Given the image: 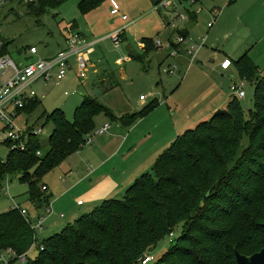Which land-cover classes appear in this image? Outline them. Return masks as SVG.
Listing matches in <instances>:
<instances>
[{
	"label": "rangeland",
	"instance_id": "374dc122",
	"mask_svg": "<svg viewBox=\"0 0 264 264\" xmlns=\"http://www.w3.org/2000/svg\"><path fill=\"white\" fill-rule=\"evenodd\" d=\"M111 1L104 0L96 9L83 13L79 8L81 0H68L40 19L19 2L8 3L0 10V36L8 42L9 53L15 60H18V51L27 47H36L43 59L57 55L72 36L69 30L74 26L72 33L83 34L86 44H93L94 47L85 79L79 78L73 60L75 69L62 81L53 77L33 85L40 106L32 114H24L17 124L23 127L25 120L29 119L32 125L43 126L44 133L39 136L43 153L49 149L53 124H46L41 116L56 109H62L67 119L72 121L75 109L86 97L96 99L110 114L120 119L139 113L153 102L159 104L127 129L114 124L107 113L99 114L91 134L93 142L85 143L82 150L42 177L41 183L49 187L47 196L56 215L65 216L57 229L59 233L79 219L81 212L88 210L99 196L104 195L105 188L112 187L117 182L115 178L127 168H132L137 159L142 162L145 158L142 166L145 171L138 177L146 173L153 175L157 159L178 137L213 116L202 120L200 111L212 101L228 104L234 94L233 85L245 81L246 97L240 100L241 108L245 112L254 110L255 83L241 78L234 63L240 56L249 52L250 59L258 68L259 78L264 77V0H200L195 3L171 0L173 5L168 11L156 9L157 5L167 0H113L119 5L118 16L111 15ZM215 9L220 13L216 14ZM193 12H197L198 20L191 22L194 27L189 28L188 41L205 42L197 54L194 69L188 72L189 60L180 55L174 56L167 43L177 29L187 26L183 22L176 23V27L169 25L178 18L170 17V14L187 16ZM124 16L127 21L122 19ZM216 18L218 21L223 18L222 26L216 25L211 29L209 24L214 25ZM120 30H126V40L116 44L114 35ZM145 38L153 39L154 44L162 41L164 45L151 52L146 71L141 63L131 60L128 55V47L143 55L145 51L142 52L141 46ZM225 59L233 62L229 72L220 69ZM170 70L174 73L171 74ZM103 77V83H100ZM203 85H215L218 90L201 101L207 89L202 90ZM142 96L146 100L144 103L140 100ZM173 113L176 114L173 116ZM107 126L106 135L99 138L97 132ZM123 143L126 144L123 153L116 154ZM9 151L0 142V162L6 161ZM127 186L114 198L122 199L127 194ZM27 192L28 186L21 181L20 175L1 181L0 214L18 207L28 210L33 218L39 213L45 216L43 208L36 210ZM79 201L84 203V207L77 205ZM47 225L46 220L44 229ZM46 230L45 235L53 233L49 228ZM180 231L177 229L146 256L151 257L149 264L157 262L168 252ZM40 234L38 239L43 241ZM38 254L39 250L34 246L27 256L33 261ZM21 258L26 259V256ZM12 259H15V254L11 251L0 264H9ZM13 264L24 262L18 260Z\"/></svg>",
	"mask_w": 264,
	"mask_h": 264
},
{
	"label": "trees",
	"instance_id": "16d2710c",
	"mask_svg": "<svg viewBox=\"0 0 264 264\" xmlns=\"http://www.w3.org/2000/svg\"><path fill=\"white\" fill-rule=\"evenodd\" d=\"M67 1L35 0L26 7L40 19ZM103 2L81 0L79 8L87 13ZM178 34L187 37L184 31ZM143 44L144 54L131 58L146 70L147 59L158 48L153 39L145 38ZM8 52L5 42L1 54ZM234 63L243 80L255 83L254 110L245 112L232 96L226 107L230 115L202 122L178 137L157 159L154 174L137 178L122 199L105 200L43 241L22 209L0 214V254H15L9 264L22 256L24 264H138L177 229L181 231L168 252L152 264H237L235 251L252 256L264 249V77L259 78L249 52ZM40 103L37 98L25 113L32 114ZM158 105L153 102L118 119L96 99L85 97L72 121L62 109L43 115L46 124H53L49 149L42 152L39 137L29 139L26 151L5 145L10 151L0 162V182L20 175L36 210H45L50 202L42 177L82 150L99 114L129 128ZM34 246L39 254L31 261L27 254Z\"/></svg>",
	"mask_w": 264,
	"mask_h": 264
},
{
	"label": "built area",
	"instance_id": "2783aa9c",
	"mask_svg": "<svg viewBox=\"0 0 264 264\" xmlns=\"http://www.w3.org/2000/svg\"><path fill=\"white\" fill-rule=\"evenodd\" d=\"M35 0H0V10L8 3L19 2L23 5L33 3ZM194 3V0H186ZM112 4V16L120 14L119 5L115 1H111ZM173 2L171 0L163 1L156 6V9L160 8L168 9L171 7ZM217 12V10L215 11ZM189 16L179 15L176 21H172L169 25L176 27V23L187 20ZM126 20V17H122ZM212 28L213 24H209ZM73 31V29L71 28ZM71 37L66 40L67 47L59 52L52 58H40L38 49L36 47H27L18 51V60H15L10 53L1 54L5 41L0 36V142L4 145H9L10 149L26 151L27 143L32 137H39L44 133L43 126L32 125L29 119L25 120L23 127L18 126L17 122L22 119L23 115L26 114L25 110L29 105L35 101L37 93L33 88V85L39 81H48L53 77L57 81L65 79L72 68V61H75L76 68L80 79H85L90 54L94 51L93 44H86V39L81 37L79 34L74 35L72 31ZM1 33V28H0ZM116 44L121 43L120 32L114 35ZM176 43L168 41L167 48L171 50L174 56L180 55L181 47L188 43L187 38L177 35ZM205 40L199 43H191L187 48L184 49L185 54L194 60L197 57L198 52L204 46ZM163 42L157 41L155 43L156 48H162ZM9 51V49H8ZM231 66V61L226 60L221 64L222 69L226 70ZM171 74L173 70L169 71ZM245 81L233 85L232 91L234 97L241 100L246 97L244 90ZM141 101L145 98L142 96ZM28 116V114H26ZM105 127L97 132V135H101L108 130ZM93 142L92 135H90L85 143L91 144ZM40 156L41 152H37ZM46 188L44 187L43 190ZM79 202L78 205H81ZM45 216L53 213L51 204L45 208ZM22 215L25 217L28 223H30L32 229L38 233L44 229V222L46 217L44 215L38 217L29 216L28 212L24 209L21 210ZM39 238V237H38ZM11 251H6L0 254V262L4 261V258L9 255ZM21 262H25V258L20 259ZM140 264H149L151 257H145L140 260Z\"/></svg>",
	"mask_w": 264,
	"mask_h": 264
},
{
	"label": "crops",
	"instance_id": "0c3cea01",
	"mask_svg": "<svg viewBox=\"0 0 264 264\" xmlns=\"http://www.w3.org/2000/svg\"><path fill=\"white\" fill-rule=\"evenodd\" d=\"M111 4V3H110ZM173 5V4H172ZM111 6H112V4H111ZM170 8V7H169ZM168 8V9H169ZM168 9H167V11H168ZM161 10V8L158 10V11H160ZM215 11H216V9H215ZM193 13H195V12H193ZM216 14L218 13H220V11L219 10H217V12H215ZM222 15V14H221ZM118 16V15H117ZM187 16H189L188 17V19L187 20H183V21H180V22H177V23H182V24H184V23H187V26H185V27H182L181 29H177L176 31H175V33H173L172 35H171V37H170V41H172V42H177L176 41V37H177V35H178V32H181V31H184L186 34H187V41L189 40V37H190V30H189V28H192V27H194L193 26V24L191 23V22H196L197 20H198V14H197V12L195 13V16L194 15H191V14H188ZM220 16V15H219ZM170 17H178V16H176V15H174V14H170ZM174 18V19H175ZM177 19V18H176ZM167 20H169L168 19V17H167ZM222 20H223V18H222ZM222 20H220V21H218V18H216L215 19V21H214V25H213V27L211 28V29H213L216 25H218V27H221L222 26ZM127 21V20H126ZM185 21V22H184ZM188 22H190V23H188ZM166 27H168V26H166ZM74 28H75V26H74ZM73 28V30H75ZM118 32H120V34H121V37H122V39H121V42L123 41V40H126V30H120V31H118ZM81 37H83V38H85L84 37V35L83 34H80V33H78ZM175 37V39H174V37ZM182 36V35H181ZM191 44V42H189L188 41V43H187V45H183L181 48H182V53L180 54V56H183L184 58L183 59H185L186 61H188L187 62V64L189 63V66H188V72H191L193 69H194V66H195V63H196V61H197V58H195L194 60H191L186 54H185V51H184V49H185V47H188L189 45ZM67 47V44L64 46V48H62V50H64L65 48ZM144 48H145V46H144V44H142V46H141V49H142V52L143 51H145L144 50ZM128 55H129V57H130V59L132 60V58H131V55L132 54H137L135 51H132V49H131V47H128ZM138 55V54H137ZM56 56V55H55ZM52 57H54V56H49V57H46V59L47 58H52ZM241 57V56H240ZM188 59V60H187ZM226 60H230V59H225L224 61H226ZM231 61V60H230ZM147 62V61H146ZM73 64V63H72ZM232 67H233V63L231 64V66H229V68L228 69H226V70H224V69H222V67H220V69H221V71L222 72H229L231 69H232ZM148 68V65H146V69ZM75 69V66H74V64L72 65V68L70 69V71L69 72H71L72 70H74ZM144 70V69H143ZM146 71V70H145ZM103 80H104V77L103 78H101L100 80H99V82L100 83H103ZM205 88H207L204 92H203V94H202V100L201 101H203V100H206V98L208 97V96H210V95H213V94H215L216 92H217V90H218V87L217 86H209V85H203V87H202V90H204ZM201 90V91H202ZM232 97V96H231ZM231 99V98H230ZM230 101V100H229ZM141 102H146V100H144V101H141ZM209 104H213V106H209ZM206 107H205V109H203L202 111H200V116H201V118L200 119H207V118H209L210 116H212L213 114H214V112L215 111H218V110H220V109H226V107H227V105L225 104V103H223V102H221V101H212L211 103H209ZM197 104H195V106H196ZM176 113H173V116L175 115ZM199 116V117H200ZM114 124H117V126H119V127H121L122 125L119 123V122H113ZM123 129H127V128H125L124 126L122 127ZM106 133L107 132H105V133H103V134H101V135H97V136H99V138L102 136H105L106 135ZM98 138V139H99ZM168 139H170L171 140V137H169ZM125 145L126 144H122L118 149H117V153L116 154H119L120 152H122V151H124V149H125ZM123 153V152H122ZM144 159L145 158H143L142 159V162H141V159H137V163L132 167V168H127L126 170H125V172H123L120 176H118V177H116L115 179H116V183H114V185L111 187H109V188H105V190H104V195H101V196H99V198L96 200V202H94V204L93 205H90V208H88V210H85L84 212H81V216H83L84 214H87V213H90V212H92L96 207H98V205H100L102 202H104L105 200H108V199H112V198H114V197H117L118 195H119V193H121L123 190H124V188H125V185H129V186H127L128 188L132 185V183H133V179H137L136 177H138V175H139V173H143L145 170L143 169L142 170V166L144 165L143 164V162H144ZM139 178V177H138ZM94 180V177H92V181ZM10 182V181H9ZM47 186V185H46ZM47 188H48V191H49V187L47 186ZM112 197V198H111ZM79 202H82V201H79ZM78 202V203H79ZM78 205V204H77ZM51 206H52V208H53V213L51 214V215H48L47 216V218H46V220H47V223H48V225H47V227H46V229H48L49 228V230L50 231H52L53 233H51V234H48V235H45L44 233L45 232H47V230L46 229H43L42 231H41V234L40 235H42V238H43V240L44 239H47V238H49V237H51V236H53V235H55V234H57V233H59V231H57V229H59L60 228V221L61 220H63V219H65V216H64V214L62 215H56V212H55V208H54V206L51 204ZM79 207H84V203L82 202V204L81 205H78ZM27 212H28V214H29V216H31L30 215V213H29V211L27 210ZM79 215V216H80ZM38 216H41V214L39 213V214H37V216L36 217H38ZM79 216H77V217H79ZM80 216V217H81ZM46 220H45V222H46ZM45 222H44V226H45ZM48 230V231H49ZM55 231H57V232H55Z\"/></svg>",
	"mask_w": 264,
	"mask_h": 264
},
{
	"label": "water",
	"instance_id": "95a60500",
	"mask_svg": "<svg viewBox=\"0 0 264 264\" xmlns=\"http://www.w3.org/2000/svg\"><path fill=\"white\" fill-rule=\"evenodd\" d=\"M219 115H230L227 110L220 109L213 114L210 120L214 119ZM237 264H264V249L260 252L253 254L252 256H246L235 251Z\"/></svg>",
	"mask_w": 264,
	"mask_h": 264
}]
</instances>
